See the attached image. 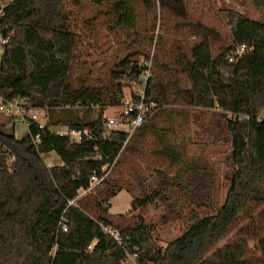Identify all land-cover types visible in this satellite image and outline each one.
I'll return each instance as SVG.
<instances>
[{
  "label": "trees",
  "instance_id": "trees-1",
  "mask_svg": "<svg viewBox=\"0 0 264 264\" xmlns=\"http://www.w3.org/2000/svg\"><path fill=\"white\" fill-rule=\"evenodd\" d=\"M91 1L101 5L109 0ZM135 2L117 0L112 4L116 27L134 28ZM69 3L12 0L0 15V30L5 35L12 33L0 64V95L10 101L26 98L35 108H49L46 125L30 121V132L23 139L15 136V122L10 130L0 123V264H125L126 251L101 225L121 231L128 252L138 254L139 264H264V239L254 250L244 237L220 246L238 229L241 216L262 196L264 187V20L222 10L232 43L215 55L210 38L204 37L193 45L191 57L184 54L178 61L188 77L190 105L226 118L231 141L226 173L230 188L224 203H216L214 214L191 216L184 233L161 247L152 234L155 224L139 216L133 226L121 228L109 217H94L78 200L79 191L89 187L95 172L101 175L105 166L118 162L129 137L139 141L156 132L158 115L154 112L161 104V85L152 66L146 101L155 103L154 108L131 136L123 130H108L106 109L122 103L124 82L136 84L146 68L144 63L151 58L144 57L140 63L135 58L138 54L126 57L114 66L106 85L91 86L84 81L74 86L70 72L79 35L71 29ZM238 46H245L246 51L230 62L228 58ZM58 108L66 109L69 117L55 120L53 113ZM94 109L99 110L95 119L77 115L80 110L89 115ZM64 127L92 136L76 141L57 133ZM164 146L171 164L182 163L175 146L169 142ZM52 151L62 164L45 163L43 154ZM163 180L164 188L187 190L194 185L193 180L187 186ZM116 186L97 204H104L103 212L109 211V201L118 193ZM159 198L168 200L160 190L136 197L133 209ZM64 224L67 231L62 230Z\"/></svg>",
  "mask_w": 264,
  "mask_h": 264
},
{
  "label": "rangeland",
  "instance_id": "rangeland-1",
  "mask_svg": "<svg viewBox=\"0 0 264 264\" xmlns=\"http://www.w3.org/2000/svg\"><path fill=\"white\" fill-rule=\"evenodd\" d=\"M69 0L67 9L72 13L71 29L79 35V45L70 72L74 86L86 82L103 86L109 83L111 71L123 59L134 54L154 62L155 75L160 83L156 132L134 141L129 137L121 150L118 162L105 166V182L92 192L79 191L87 212L111 218L121 228L133 226L142 217L146 223L155 224L153 236L161 247L181 236L190 224V217H205L215 213L216 203L223 204L230 188L226 173L230 167L231 141L225 116L219 112L190 105L186 89L187 74L178 62L184 54L191 57L192 47L204 37L211 40L216 55L232 43L230 26L221 11L235 10L256 20H264V0H136L134 28L116 27L111 6L117 0L98 5L91 0ZM74 4V5H73ZM154 63V65H153ZM125 95H130L135 83L124 82ZM177 93V94H176ZM98 109L89 115L83 110L77 115L95 119ZM107 116H116L107 108ZM264 115V111H263ZM55 120L69 117L64 108L53 113ZM12 118L0 116V123L11 128ZM18 122L16 134L25 131ZM109 130V129H108ZM134 137V136H132ZM165 142H169L183 158L182 163L171 164L164 154ZM46 154V153H45ZM45 160L49 157L44 155ZM11 163V159L8 160ZM47 164V162L45 161ZM48 165V164H47ZM184 168L186 173L184 172ZM180 176L179 179H173ZM187 186V190L164 188V180ZM117 185V195L110 199L111 207L103 212L101 203ZM160 190L168 198L133 209L136 197ZM178 202L173 213L171 209ZM164 216L168 222L163 223ZM246 238L254 250L264 239V187L262 196L254 199L241 216L239 227L220 246ZM260 255V253H259Z\"/></svg>",
  "mask_w": 264,
  "mask_h": 264
},
{
  "label": "built area",
  "instance_id": "built-area-1",
  "mask_svg": "<svg viewBox=\"0 0 264 264\" xmlns=\"http://www.w3.org/2000/svg\"><path fill=\"white\" fill-rule=\"evenodd\" d=\"M12 0H0V15L3 14L4 8ZM12 33L8 35L3 34L0 30V64L5 51V46L11 41ZM246 51L245 46H238L235 51L231 53L228 60L230 62L235 61L239 56H241ZM152 60L146 61L144 65L146 66L140 80L136 83L135 88L132 90L130 95H124L122 103L117 106L109 107L116 112V116H107L106 126L108 129H118L123 130L131 136L135 130L140 127L148 112L154 108L155 103L146 101V90L149 79L152 75ZM0 116L11 117L12 121L15 123L22 122L28 126L30 121L38 122L40 127H44L49 118V108L40 107L35 108L31 105L30 101L26 98L16 99L14 101L7 100L0 95ZM60 135H68L76 141H80L83 137H91L92 134L88 131H77L70 128L64 127L57 130ZM106 177V172L103 168L101 175L96 172L91 177L89 187L84 189L85 192H92L98 185L104 182ZM74 203V201H70ZM103 231L110 235L114 243L122 247L127 254V259H125V264H139L138 254L131 253L127 250V243L125 238L122 236L121 231L112 225H101ZM67 226L64 224L62 226L63 231H67Z\"/></svg>",
  "mask_w": 264,
  "mask_h": 264
},
{
  "label": "crops",
  "instance_id": "crops-1",
  "mask_svg": "<svg viewBox=\"0 0 264 264\" xmlns=\"http://www.w3.org/2000/svg\"><path fill=\"white\" fill-rule=\"evenodd\" d=\"M17 125H18V123H16L14 125L15 136L18 139H23L24 137H26L29 134V132H30L29 127L26 124L25 125L23 124L24 127H25V131L22 133V135L18 136L16 134V126ZM44 155H47L49 157L48 160H45L44 159L47 162L48 166H54V165H60V164H62V160H61V158L59 157V155L56 152L52 151V152L43 154V157H44Z\"/></svg>",
  "mask_w": 264,
  "mask_h": 264
}]
</instances>
